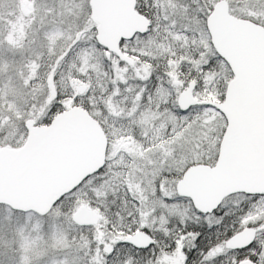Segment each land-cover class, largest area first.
<instances>
[{"label":"snow or ice","instance_id":"6c2138e0","mask_svg":"<svg viewBox=\"0 0 264 264\" xmlns=\"http://www.w3.org/2000/svg\"><path fill=\"white\" fill-rule=\"evenodd\" d=\"M89 4L95 7L94 0ZM135 9L139 26L131 55L139 61L129 60L124 38L119 53L106 57L115 73L134 71L135 87L114 74L98 98L87 51L79 63L73 61L76 71L65 77L56 70L88 31L85 26L75 31L69 26L66 50L50 51L57 58L44 73L40 99L31 97L38 79L35 60L42 54L20 53L25 64L12 69L19 85L11 76L0 81V189L21 182L28 170L54 163V157L31 161L26 153L35 134L60 136V122L73 113L99 107L100 116L111 109L120 117L127 110L121 118L136 124L140 117L142 126L138 134L131 127L111 133L112 155L119 154L126 171L106 162L51 206L0 199L28 213L23 224L9 220V233L22 240L11 247L9 260L264 264V0H136ZM44 11L56 15L54 7ZM62 36L64 30H58L47 39L55 44ZM5 43L19 41L0 32V47ZM16 128L24 136L10 139ZM125 153H132L127 161ZM121 191L120 207L113 211ZM34 215L42 219L29 227Z\"/></svg>","mask_w":264,"mask_h":264},{"label":"rangeland","instance_id":"374dc122","mask_svg":"<svg viewBox=\"0 0 264 264\" xmlns=\"http://www.w3.org/2000/svg\"><path fill=\"white\" fill-rule=\"evenodd\" d=\"M182 2L190 3V0H182ZM53 7L56 9V15H47L44 10ZM192 7L195 8V5H192ZM69 9H72V11H69ZM90 10L89 0H77L76 3H73L72 0H28L27 3H21V0H0V32L5 35L11 34L13 41H19L18 44L5 43L3 47H0V81L6 79V76H11L15 83L19 85L21 81L18 72L12 69L19 70L24 66L25 61L20 53L23 52L27 55H32L34 58L35 54H42L39 59L35 60V63L39 65L36 70L38 79L35 85L36 92L31 97V99H40L46 91V89L40 86L44 79V73L48 71V66L57 58L49 53L52 51L58 54L61 51L58 43L62 40L66 41V45H61H64V48L67 47L68 32H64L66 36L59 37L55 44L48 40L47 37L55 32V28L53 27L64 24L68 28L70 26L72 31H75L80 26H85L88 31L79 38L80 42L72 48L71 55H69L68 59L62 62L63 66L56 69L61 75L66 77L69 72L76 71L72 67L73 61L75 60L79 63L82 54L87 51L90 59L88 71L92 77V89L98 98L104 94L106 89L110 88L109 81L113 78L114 74L117 77L124 75L128 81L127 86L135 87L139 82L131 79L134 71L115 73V66L106 59L107 51L97 46L98 42L95 39L96 23L90 17ZM90 20L91 23H89ZM81 30L83 31V29ZM33 41L35 42L33 43ZM128 41L127 49L129 55L133 58V63L138 62L139 57L131 55V50L134 47L132 38ZM11 61H15V64L6 70L5 64ZM132 67L133 65L129 64V68L131 69ZM23 70L26 73L31 72V69L28 67H23ZM119 86L123 87L124 81H119ZM119 107L123 108L125 106L121 104ZM88 111L101 123L107 134L108 146L106 162L111 163L116 170L126 171V169H120L119 154L115 157L112 155L115 148L113 147L114 137L111 133L121 128L128 129L131 127L135 128L138 134L140 127H142L139 125L140 117L136 118V124H130L129 120L121 118L127 115V110L121 113L120 117L111 109L108 110L106 116L98 115L101 112L99 107ZM10 131L16 134L10 137V139L24 136V132L20 128L11 129ZM123 143L128 144L129 147L132 146L127 138L123 139ZM13 147L18 146L13 145ZM131 156L132 153H125V161ZM122 195L123 191L115 198V203L112 205L113 211H116L120 207L119 197ZM26 217L27 215L25 214L13 213L8 208L0 207V253L5 254L0 256V259L4 260V264H12V261L9 260V256H11L10 249L13 245L22 242L18 233L15 235L9 233V220L13 223L19 222L23 224L26 221ZM38 219L40 218L33 216L29 227L34 225Z\"/></svg>","mask_w":264,"mask_h":264},{"label":"water","instance_id":"95a60500","mask_svg":"<svg viewBox=\"0 0 264 264\" xmlns=\"http://www.w3.org/2000/svg\"><path fill=\"white\" fill-rule=\"evenodd\" d=\"M135 3L136 0H94L95 7L90 6L91 19L96 17L92 19L96 23L95 39L108 47L107 57L112 52L119 53L122 38L129 40L136 34L139 21ZM129 60L132 61L130 56ZM41 127L46 128L47 125ZM60 129V136H52L47 132L35 134L26 153L31 161L54 157V163L39 171L28 170L21 182H6L0 189V199L20 205L51 206L53 201L106 163L107 134L88 110L64 117ZM62 144L69 146L61 149ZM15 149L13 147V151ZM9 155L5 153V158ZM203 187L207 189L206 182H203ZM10 208L17 210L15 207Z\"/></svg>","mask_w":264,"mask_h":264},{"label":"trees","instance_id":"16d2710c","mask_svg":"<svg viewBox=\"0 0 264 264\" xmlns=\"http://www.w3.org/2000/svg\"><path fill=\"white\" fill-rule=\"evenodd\" d=\"M53 28H55L54 29V31L56 32V31H58V30H64V32H67V29H68V27H66L64 24H62V25H58V26H55V27H53ZM66 34V33H65ZM64 34V36H66ZM66 43V41L65 40H62V41H60V43H58L59 45H58V47H60V50H66V48H64V45H61V44H65ZM66 45V44H65ZM67 201H65V204L67 205ZM0 207H3V208H8L9 210H11L13 213H15V212H18V213H21V214H25V215H28V213L27 212H22V211H16V210H13L12 208H10L8 205H5V204H0ZM35 216V215H34ZM36 217H38V216H36ZM38 218H40V217H38ZM41 219V218H40Z\"/></svg>","mask_w":264,"mask_h":264},{"label":"flooded vegetation","instance_id":"af4514ba","mask_svg":"<svg viewBox=\"0 0 264 264\" xmlns=\"http://www.w3.org/2000/svg\"><path fill=\"white\" fill-rule=\"evenodd\" d=\"M135 36V35H134ZM130 56V55H129ZM131 57V56H130ZM132 58V57H131ZM132 62H133V58H132ZM131 64V63H130Z\"/></svg>","mask_w":264,"mask_h":264}]
</instances>
